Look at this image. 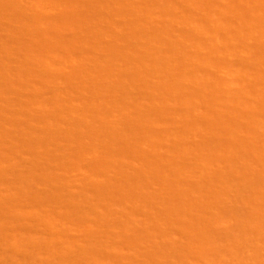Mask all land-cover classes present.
<instances>
[{
    "label": "bare ground",
    "instance_id": "6f19581e",
    "mask_svg": "<svg viewBox=\"0 0 264 264\" xmlns=\"http://www.w3.org/2000/svg\"><path fill=\"white\" fill-rule=\"evenodd\" d=\"M0 264H264V0H0Z\"/></svg>",
    "mask_w": 264,
    "mask_h": 264
},
{
    "label": "rangeland",
    "instance_id": "374dc122",
    "mask_svg": "<svg viewBox=\"0 0 264 264\" xmlns=\"http://www.w3.org/2000/svg\"><path fill=\"white\" fill-rule=\"evenodd\" d=\"M115 45H116V44H114L113 47H114V49L117 51V50H118V47H117V46L115 47ZM101 113H102V112H101ZM101 113L98 114V115L101 116V115L103 114V113H102V114H101ZM108 115H109V114H108ZM102 116H103V115H102ZM107 117H108V116H107ZM107 117L105 116V118H107ZM11 118H12V119H11ZM107 119H108V118H107ZM107 119H105V120H107ZM6 120H7L6 122H7V128H8V129H10V127L13 128V126H15L14 124H16V121H12V120H15L13 117H10V118H9V117H6ZM10 120H11V121H10ZM102 120H103V119H102ZM10 124H11V125H10ZM7 128H6L5 130H8ZM41 163H42L43 165H45V167L47 166L43 161H41ZM46 168H47V167H46Z\"/></svg>",
    "mask_w": 264,
    "mask_h": 264
}]
</instances>
